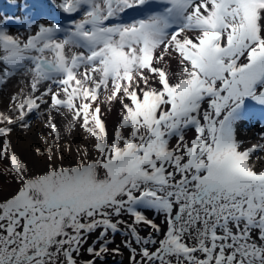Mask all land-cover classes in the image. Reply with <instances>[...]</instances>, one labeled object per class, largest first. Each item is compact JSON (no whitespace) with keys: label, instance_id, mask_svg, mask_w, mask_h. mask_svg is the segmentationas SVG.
Masks as SVG:
<instances>
[{"label":"snow or ice","instance_id":"1","mask_svg":"<svg viewBox=\"0 0 264 264\" xmlns=\"http://www.w3.org/2000/svg\"><path fill=\"white\" fill-rule=\"evenodd\" d=\"M23 8L0 17V264H264V132L240 136L264 0ZM34 119L36 170L12 140Z\"/></svg>","mask_w":264,"mask_h":264},{"label":"bare ground","instance_id":"2","mask_svg":"<svg viewBox=\"0 0 264 264\" xmlns=\"http://www.w3.org/2000/svg\"><path fill=\"white\" fill-rule=\"evenodd\" d=\"M17 1H19V0H8V1H5V5H6V7L7 6L10 7V5H13L14 3L17 4L18 3ZM0 7L3 8V5L0 4ZM3 10H4V8L2 9V11H0V17L5 16V13H4ZM6 10L10 12L11 11V8H7ZM23 15H24V12L21 11L16 16H23ZM13 30L15 31V29H13ZM22 30L23 29H21V31ZM173 67H175L174 64H173ZM15 85H16V87H15ZM18 86L19 85H18V83H17L16 80H13L12 82H10L7 85V87L2 92H0V100H2L3 103L8 102L9 95L12 92H14L17 89ZM116 120H117V115H116V112L113 111L112 114H111V116L109 117V121H110V124L109 125H110V127H112L115 124ZM33 123H34L35 126L28 133H24L20 129H16L13 132V134H12V140H13V143L15 144V146H16V150L22 156H24V158L27 159L29 161V163L32 165L33 169L36 170L38 168H42L43 167V163L41 161H39L38 158H36L34 156L33 152H32L33 146H40L39 140H38V136H37L36 133H38L40 131H47V130L46 129H43L38 124V122L36 120H34ZM249 126H251V127L258 126V128H257L258 131H256V132L259 133L258 135H255L254 133H252V130H249V131H247V132H249L247 134L246 131L244 130V134H243V132H242L243 129L240 130V136H241V138L243 140H245L246 144H249L250 145L254 141H256V140L258 141L260 139V134H261V132L264 131V126L262 125V122L261 123L251 122ZM14 187H15L14 184L11 185V188H14ZM11 188H10V190H11Z\"/></svg>","mask_w":264,"mask_h":264},{"label":"rangeland","instance_id":"3","mask_svg":"<svg viewBox=\"0 0 264 264\" xmlns=\"http://www.w3.org/2000/svg\"><path fill=\"white\" fill-rule=\"evenodd\" d=\"M5 1H8V0H0V4H2L3 5V8H4V13H5V15H8V16H12V15H17L19 12H24V8H23V5H24V2H25V0H19V1H17L18 3L16 4V5H19V6H13V5H10V7L9 6H7L6 7V5H5ZM2 2V3H1ZM29 2H31V0H29ZM21 6V7H20ZM2 7H0V11H2V9H3ZM7 8H11V11L9 12V11H7L6 9ZM13 8V9H12ZM17 9V10H16ZM14 10V11H13ZM17 12V13H16ZM12 13V14H11ZM11 14V15H10ZM15 87H16V85H15ZM7 90V89H6ZM7 103V102H6ZM6 103H3L4 104V106H6L7 104ZM111 116V115H110ZM35 120V119H34ZM33 120V121H34ZM250 123L251 122H248V123H245V124H243L242 126H241V129L240 130H242L243 129V134H244V130L246 131V133L248 134L249 132H247V131H249V130H252V133H254L255 135H258L259 133H257L256 131H258L257 130V128H258V126H253V127H251V126H249L250 125ZM109 124H110V121H109ZM249 124V125H248ZM262 125L264 126V122H262ZM245 126V127H244ZM109 127H110V125H109ZM111 128V127H110ZM264 132V131H263ZM37 134V133H36ZM246 136V135H245ZM257 142V140L256 141H254L253 143H256ZM252 144V143H251ZM117 242H119V238L117 239ZM127 255V253H125V256ZM117 259H123V258H120V257H118ZM108 264H112V261L111 260H109V262H108Z\"/></svg>","mask_w":264,"mask_h":264}]
</instances>
